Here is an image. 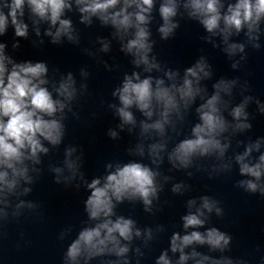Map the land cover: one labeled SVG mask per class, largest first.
<instances>
[{
	"label": "clouds",
	"instance_id": "obj_1",
	"mask_svg": "<svg viewBox=\"0 0 264 264\" xmlns=\"http://www.w3.org/2000/svg\"><path fill=\"white\" fill-rule=\"evenodd\" d=\"M157 0H0V36H4L9 27L14 30L15 37L27 38L30 21L36 36L41 35L40 25L47 24L44 35L51 37L53 45H60L62 38L69 43L78 45L80 34L73 25L67 13L75 11L79 14V23L90 26L93 19L102 26L114 29L113 38L120 41V51L130 55L131 63L144 73L160 70L161 64L153 52L154 41L150 40L151 32L148 25L153 20V9ZM182 10V11H181ZM158 14L162 21L158 28L160 38L167 41L180 28L177 16L186 17L199 23L208 33L202 37L212 43L214 37H221L225 45L223 52L229 58L237 53H245L246 44L230 42V37L244 32L247 44L253 50H260L259 43L264 23V0H159ZM42 44L43 41L41 40ZM100 51H110V41L100 40ZM14 49L20 48L19 42L13 44ZM6 44L0 43V229L13 220H19L29 213H37L40 205L33 201L21 199L27 196L32 188L34 178L30 172L39 173V169L30 165L41 163V154H48L47 143L53 147L59 146L66 134L65 109L71 111V103L78 96L87 92V85L81 84L79 89L71 72L61 77L59 81L49 80V67L44 61L33 62L25 60L16 62L5 52ZM91 54V53H89ZM241 62H247V55L231 64L232 69L241 67ZM108 71L112 68L104 62ZM86 71L81 76L87 77ZM165 79L132 71L124 74L122 84L112 95L118 98L119 106L112 104L123 130L125 125L135 127L137 120L132 109L138 110L145 118L139 122L141 142L135 147L134 154L144 157L147 154L153 167L139 161L128 163L107 164L110 171L102 177L93 178L91 182L84 181L89 195L84 200V211L87 214V226L81 228L76 237L67 245L63 256V264H89L94 258L116 256L119 261H108L107 264H129L127 254L133 237H140L141 230L131 218L117 216V205L125 200L140 201L146 213H153V202L159 201V192L163 186L158 183L161 177L159 167L164 163L165 156L171 169L177 171L195 167L197 171H208L201 164L200 158L215 157L219 164L211 166L208 177L220 176L230 172L231 162H223L231 146V137L225 133L244 132L252 128L249 122L250 113L247 107L255 102L258 112L264 114V103L252 95H244L242 101L230 106L233 88L240 78H221L212 85L214 91L208 95L207 88L201 85L202 80L212 76L211 65L201 56L195 64L187 67L180 77L178 71H166ZM249 91L247 81L242 86V94ZM202 101L195 112L198 121L190 128V134H184L185 117L196 99ZM228 97L229 99H225ZM227 112L232 118L230 122L224 115ZM169 129L173 135H169ZM132 131V128H129ZM154 134V135H153ZM112 139L118 133L109 130ZM183 137V138H180ZM175 139L173 146L170 142ZM145 140L151 141L145 144ZM239 143V142H238ZM264 138L250 142L242 153L234 156L239 166V174L247 179L236 182L235 187L249 194L259 193L264 197V152L261 147ZM75 147L65 149L64 167L71 175L64 178L67 184L80 173L82 156L73 159ZM133 154V150H129ZM253 153H259L254 157ZM56 176V183L61 182L60 174L63 168L51 169ZM192 177L194 174L188 172ZM171 176H163L165 182L172 180ZM78 187V186H77ZM185 185L175 183L173 193H181ZM220 201L210 196L187 201L188 212L181 217L185 234L174 232L170 238V251L179 253L175 264H248L245 259L233 260L221 256L217 259L195 250V245H207L211 251L221 253L229 249L232 236L217 227L205 228L209 214L224 215ZM200 229H204L201 231ZM162 230V227L157 229ZM69 226L59 236L60 240L71 233ZM147 240L152 239V229H145ZM0 235H3L0 232ZM147 240L145 243H147ZM192 248L191 252L186 249ZM139 253L140 249L137 248ZM156 264H173L168 251L160 254ZM264 264V258L261 259Z\"/></svg>",
	"mask_w": 264,
	"mask_h": 264
}]
</instances>
